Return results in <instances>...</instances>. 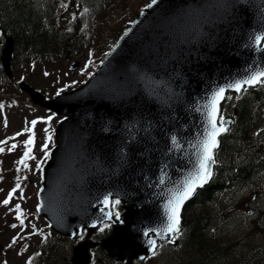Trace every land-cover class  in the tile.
<instances>
[{"label": "bare ground", "instance_id": "bare-ground-1", "mask_svg": "<svg viewBox=\"0 0 264 264\" xmlns=\"http://www.w3.org/2000/svg\"><path fill=\"white\" fill-rule=\"evenodd\" d=\"M48 1L52 4L50 25L62 29L71 39L81 38L80 44L49 56L40 55L31 45L18 50L13 36L0 24V82L14 81L13 75L20 61L53 62L57 57L68 58L82 53L94 43L98 24L101 33L113 37L104 51V44H100V52L96 46L92 47L94 58L90 64L85 63L90 65V68L80 66L78 58L77 61L71 59L69 68L73 74L69 80H66V84L57 90L59 95L57 93L53 96L46 95V92L34 88L23 81L24 79L15 84L21 93L27 94L28 106L36 105L35 109L61 115L56 123L69 131V134H58L53 131V144H58L59 140H76L71 144L66 143V147L90 153L91 157L87 164L95 169L84 173L78 163L71 161L58 163L36 155L39 163L52 164L53 172L67 181L70 180V174L65 168H71L78 170L83 180L109 189L123 203L118 212L113 211L109 206L105 207L89 194L78 193L74 204L91 211L112 229L116 225H123V216L129 210L145 203L156 205L158 211L167 220L168 213L156 204L153 190L138 182L136 178H132L127 184L116 183L107 167L109 162H118L124 171L133 174L142 164L124 166L117 156L110 155L105 159L100 157L99 153L107 148L112 149L110 140H115L120 145L133 150L137 145L146 143L145 140H155L154 146L159 155L151 156L145 162L172 188L180 190L185 181L169 165L186 163L196 172L198 162L193 156L186 158L182 156L179 148L172 142L163 143L159 140H173L169 126L178 130L184 137H187L189 128L204 132L207 124L194 118L191 111L202 109L208 112L207 105L211 103V97L221 87L225 88V98L219 101V113L229 127L231 126L233 122L231 113L236 109L235 105L239 104L241 97L227 87V81L233 77L226 73V66L238 49L255 50L254 36H264V0H209L214 6L209 5L206 0H155V2L141 0L143 2L136 1L135 6L131 5L129 0L111 2L97 0V4L89 2L84 4L81 0H55L54 3L53 0ZM116 9L122 15V17L118 16L124 18L122 27H112L115 25L113 21H105L110 12ZM131 10L133 14L127 16ZM241 69L249 76V72ZM141 71L153 75L158 80V84L142 82L139 79ZM89 76L99 78L101 83L88 80ZM258 85L245 86V88L250 89ZM123 87L130 89L132 95L125 94L122 91ZM19 97L22 103L19 102L18 106L27 105V100L22 96H14L12 99ZM225 106H229L231 111ZM71 109L76 112L73 117L70 116ZM114 110L119 111V114H115ZM259 112L260 110L257 111ZM140 113L143 119L138 118ZM10 114L11 110L4 111L0 107L2 137L11 128ZM19 115L21 114L15 112L12 119ZM104 117L112 118L117 123L125 125V128L108 129L101 123ZM22 119L27 118L22 117ZM78 120L88 124L89 129L98 135L90 137L79 128ZM32 121L38 123L40 120ZM31 122L29 128L33 127ZM23 124L25 125L26 122L24 121ZM143 124L157 133L150 135L141 132L139 128ZM223 136L220 135L217 139L220 140ZM248 137L252 139L250 135ZM44 141L47 143L45 137L39 143ZM246 143L249 141L247 140ZM189 144L198 152L197 157L200 158L202 154L200 146ZM214 160L216 162V158ZM214 163L210 162L211 174ZM13 170L15 174L25 175L19 179L32 182L30 168L28 172L24 169ZM38 181V187L45 190L49 180ZM199 189L198 187L196 191ZM72 193L77 191L70 190L65 195ZM163 194L171 200L176 193L171 189H165ZM136 198L140 199V204L135 203ZM37 202L39 205L38 200ZM187 205L183 203L181 212ZM105 212H112L111 218H108ZM62 213L63 211L58 213L59 218ZM116 213H119L118 219ZM39 216L46 220L45 216ZM133 223L145 232L156 231V226L141 216L134 218ZM75 230L87 231L88 235L96 233L85 218L73 227L63 228L67 234H72ZM150 240L153 239L149 236L136 238L135 244L145 251L153 252ZM43 241L60 261L67 264H93L76 255L61 257L58 252L63 243L54 234L45 236ZM96 242L99 245L106 244L101 238ZM155 252L161 256L169 255L172 250L167 244L156 242ZM126 257L134 264L137 262L147 264L133 255L127 254Z\"/></svg>", "mask_w": 264, "mask_h": 264}, {"label": "trees", "instance_id": "trees-1", "mask_svg": "<svg viewBox=\"0 0 264 264\" xmlns=\"http://www.w3.org/2000/svg\"><path fill=\"white\" fill-rule=\"evenodd\" d=\"M81 1L97 4V0ZM51 17L52 4L48 0H0V24L13 36L18 50L31 45L40 55L49 56L80 44L81 38L71 39L62 29L50 25ZM246 89L249 95L241 98L231 113L230 133L220 139L228 143L220 144V153L212 165L211 175L218 176V181L199 193L194 206L188 204L183 209L182 229L186 231L180 234L185 235L187 258L180 264H264L263 108L261 115L257 113V107H264V84ZM225 108L231 111L229 106ZM254 124L260 130L251 139L247 131ZM234 187L243 188L240 205V196L229 193ZM212 191L215 192L209 198ZM224 192L233 199L226 209L223 202L215 201L216 208L220 216H234L233 223H219L208 205Z\"/></svg>", "mask_w": 264, "mask_h": 264}, {"label": "rangeland", "instance_id": "rangeland-1", "mask_svg": "<svg viewBox=\"0 0 264 264\" xmlns=\"http://www.w3.org/2000/svg\"><path fill=\"white\" fill-rule=\"evenodd\" d=\"M111 1L112 0H110V2ZM129 1L131 2V5L135 6V2L141 0ZM131 14H133L132 10L128 12L127 16ZM118 15H120L119 10H113L110 12L109 16L105 18V21H113L115 25L112 27H122L121 24H123L122 21L124 18L121 19L120 17H122V15H120V17ZM99 25L100 24H98L95 30L94 43L87 49L83 50L82 53L68 58L57 57L53 62L26 61L24 63L20 61L19 66L13 75L14 81L9 83L0 82V105L3 106L2 109L4 111L11 110V128L7 134L3 135V137L0 136V141H7V144H0V148L4 149L3 153L0 152V171H9L14 173L13 169L20 170L25 168L23 165L18 164L17 162L23 157L24 152L26 151L25 141L29 140L30 137L34 139V143L30 145L31 156H34L35 153L38 152L39 147H42L41 143L39 142L40 140H43L44 137L45 140H47L49 151L53 145V125L58 117L61 116L39 109L41 115L40 121L35 124L34 130L31 133L25 131L31 120L33 118H37V116L33 115L26 120H23L22 117L26 118L27 115L36 112L37 110L34 108L36 105L28 106L27 94L25 95L21 93L15 84L19 82V80L24 79L23 81H26L34 88L41 89L43 92H46V95H55V93L58 92L57 90L62 88L66 84V80H69L73 74L69 68L71 59L77 61L76 59L78 58V64L80 66H83L84 68H90V65H85V63L90 64L94 58L92 47L96 46V49H99L100 52V44H104V51L106 50L108 44L112 41L113 36L110 35L108 37L107 33H101ZM45 73H47V75H45ZM14 96H22L27 100V105L19 107L18 104L21 102V97H19V99L14 98L13 100L12 97ZM18 108L20 109L19 111L17 110ZM15 112L21 115L12 119V116ZM24 121L26 122L25 125L23 124ZM20 129H24L25 133L23 135L17 136L16 134L18 131H20ZM13 137L14 139H12ZM49 137H51V139H49ZM19 140H23L24 142ZM12 144H16L17 147L9 151L8 149ZM29 161L30 159L26 161V163L28 168L32 170L33 167L28 165ZM16 175L21 178L25 176L23 174ZM31 176L32 182H30V180L25 181L28 183L30 182L28 188H26L24 192L23 190L18 191L17 189L13 194L9 204L5 205L3 204V201L8 197V193L12 191L11 188H8V191L5 193H0V264H27L25 263V256L28 252H21L22 243L27 239L36 241L42 236V234H47V231L43 232L47 226L46 222L42 219L43 217L41 218L37 212L38 202L35 196L39 186L38 180H40L41 171L39 178L34 177L33 175ZM3 182L8 184L7 181L0 180V184ZM33 193H35V198H33ZM16 205L20 206L19 213L16 211ZM18 215L20 216V219H17ZM21 219L23 220V224L20 222ZM12 225H16V227H12ZM14 237H16V243L12 244ZM62 243L61 250L58 252V254L65 258L69 256V250L67 247L69 243L67 241H63ZM10 244L12 245L11 247H9ZM152 258L154 257H151L150 264L174 263L177 259V253L172 251L169 255L163 254L155 260H152ZM103 261H105V258H102L100 263L96 261L95 264H101ZM158 261L160 262L158 263ZM103 264L112 263L105 262Z\"/></svg>", "mask_w": 264, "mask_h": 264}, {"label": "water", "instance_id": "water-1", "mask_svg": "<svg viewBox=\"0 0 264 264\" xmlns=\"http://www.w3.org/2000/svg\"><path fill=\"white\" fill-rule=\"evenodd\" d=\"M206 2L214 6L209 0H206ZM228 64L229 65L226 66V73L233 77L234 82L246 79L248 76L241 68L249 72V76L254 72L264 71V50H257V48H255V50L240 48L232 56V59L228 61ZM69 112L71 117L76 114L74 109H71ZM114 113L119 114V111L114 110ZM111 150V148H107L105 152L107 153ZM154 155H159L154 144L142 143L137 145L131 152L119 155L118 158L124 166H135L140 163L142 157H151ZM172 170L186 181L188 173L185 170ZM109 171L116 183L127 184L132 178H136L141 184L147 185L155 192V197L162 202L158 207L167 213L170 199L165 197L163 191L165 189H171L175 193L179 191L172 188V186L157 173L150 174L136 168L132 174L124 171L118 162H113L109 167ZM79 183V178L70 176V180L67 181L62 176H57L49 179V183L45 187L46 189L39 194V210L43 215L59 219V221L54 222L58 227H73L84 220V216L74 208V200L78 197L79 192L65 195L70 190H76ZM134 201L135 203H139L140 199L136 198ZM165 202H167V204H165ZM61 211H63V213L61 218H59L58 213ZM139 216L145 218L147 222L167 223L166 218L158 211L157 207L152 209L146 204L139 205L135 209L129 210V212L123 216V225H116L112 234L105 239L106 244L104 246L107 251L113 252V250L120 249L122 251L120 255H127L128 253L133 256L141 251V248L135 244V239L144 236L145 231L133 223V219ZM134 225L135 232L130 229Z\"/></svg>", "mask_w": 264, "mask_h": 264}, {"label": "snow or ice", "instance_id": "snow-or-ice-1", "mask_svg": "<svg viewBox=\"0 0 264 264\" xmlns=\"http://www.w3.org/2000/svg\"><path fill=\"white\" fill-rule=\"evenodd\" d=\"M155 2V0H153ZM253 43L256 46L257 50H264V47H262V44H264V36L256 35L253 38ZM47 75V73H45ZM257 84H264V71H257L248 76L246 79L236 81L233 84H229L227 87L234 89L236 92H241L242 89H244L245 86H254ZM224 93L225 88L221 87L216 91L213 96L211 97V103L207 105L208 112L207 115V124H208V130L206 132V135L204 136L203 140L200 142V149H201V156L198 161L197 165V171L189 177L188 180L184 182L183 187L178 191V193L173 195V198L168 203V215H167V226L163 229L164 233H172V234H178L180 232L179 224H180V208L182 207L183 203L188 200L196 191L198 187H202L205 183L208 182V180L211 178V171H210V162L214 163V151L219 146L218 137L221 135L223 131H227L226 128H224V121L223 118L217 121L215 118L219 112L218 104L219 101L224 99ZM59 95V93H57ZM0 107H3L0 105ZM37 121H32L31 124L34 127ZM25 131H30V129L26 128ZM23 133H17L16 135H22ZM14 139V137L12 138ZM51 139V137H49ZM173 141L175 140V137L172 138ZM34 143V139L32 137L29 138V140L25 141V148L26 151L24 152L23 157L21 160H19L17 163L23 165L25 168H27L26 161L28 159H33L34 157L31 156V147ZM0 144H7V141H0ZM17 147L16 144H12L11 147L8 149L9 151L15 149ZM48 148V145L45 144L43 146V150H45V159H47V152L46 149ZM4 151L3 148H0V152ZM19 171V169H18ZM20 188V185L17 184L16 188H13L11 192L8 193V197L3 201V204L7 205L11 201L13 194L16 192V190ZM110 201L109 198L106 196L103 200V204L105 207L109 205ZM120 203V200L112 201L113 205H118ZM16 211L20 212V206L16 205ZM108 218H111L112 212H105L104 213ZM117 219L119 218V213L115 214ZM17 219H20V216H17ZM21 224H23V220L21 219ZM12 227H16V225H12ZM155 231V230H153ZM157 234H161L157 232ZM145 236H148V232L144 233ZM172 242V241H169ZM16 243V237L13 238L12 244ZM150 245L153 248V255L156 254V241L150 240ZM12 245L10 244L9 247Z\"/></svg>", "mask_w": 264, "mask_h": 264}, {"label": "flooded vegetation", "instance_id": "flooded-vegetation-1", "mask_svg": "<svg viewBox=\"0 0 264 264\" xmlns=\"http://www.w3.org/2000/svg\"><path fill=\"white\" fill-rule=\"evenodd\" d=\"M180 232H181V229H180ZM180 232H179V234H180ZM180 237H182V239L185 240V235L181 236V234H180ZM61 238L69 243L67 247H68L69 252L72 255V249L75 247V245H77L81 242H84V241H88V240H90L91 242H96L99 238V235L97 233H94L92 235H88L87 231H82L81 233L77 234V236L74 237L73 239L64 238V237H61ZM93 248H96V246L94 245L88 249V251L90 253L88 256V263H93V261L96 259L95 251H92ZM121 262H124L125 264H127L126 261H121ZM137 264H140V262H137Z\"/></svg>", "mask_w": 264, "mask_h": 264}]
</instances>
